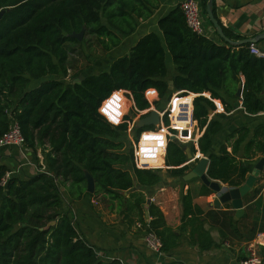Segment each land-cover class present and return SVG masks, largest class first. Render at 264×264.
Listing matches in <instances>:
<instances>
[{"label": "trees", "instance_id": "1", "mask_svg": "<svg viewBox=\"0 0 264 264\" xmlns=\"http://www.w3.org/2000/svg\"><path fill=\"white\" fill-rule=\"evenodd\" d=\"M205 3L202 0V8ZM155 7L156 0H0V139L16 122L26 149L40 151L44 168L24 180L12 177L6 188L0 187V264H102L74 229L61 190L75 199L87 197L85 172L94 180L95 193L112 196L135 185L159 184L161 170L138 169L134 164V145L126 138L128 115L120 124L111 123L117 122L114 114L120 112L113 108L129 106L115 92H125L139 112L150 108L149 92L159 101L168 99L172 91L183 97L198 95L193 101L192 130L173 133L182 139L201 135L197 146L209 160L207 176L213 181L241 187L250 172L247 163L264 154V125L252 132L237 128L217 154L211 153L226 117L216 114L209 119V111L216 110L214 102L225 112L233 109L217 92L223 90L238 100L240 75L243 112L246 116L264 112V59L252 55L248 47L219 45L193 34L179 9L158 22L175 65L171 85L166 81L165 49L154 33L140 38L108 71L85 75L81 84L72 81L80 73L70 79L83 45L94 43L103 53L114 50L135 31L137 20L150 17ZM82 28V41L69 37ZM229 81L232 89L227 87ZM207 93L210 99L203 96ZM146 131L154 127L136 129L135 143ZM159 136L149 139L163 141ZM146 143L147 139L140 140V147ZM153 145L159 146L157 141ZM164 162L172 177L182 178L189 170L184 147L174 141L167 144ZM6 172L0 166V180ZM138 201L144 204L143 198ZM181 204L184 230L197 221L189 192L181 196ZM155 233L162 238L161 251L174 246Z\"/></svg>", "mask_w": 264, "mask_h": 264}, {"label": "crops", "instance_id": "2", "mask_svg": "<svg viewBox=\"0 0 264 264\" xmlns=\"http://www.w3.org/2000/svg\"><path fill=\"white\" fill-rule=\"evenodd\" d=\"M183 1L185 0H156V7L150 17L138 19L135 31L123 37L121 44L113 50V61L126 55L140 38L154 33L159 36L165 49L166 81L171 85L175 76V65L158 22L171 12L180 10ZM196 1L202 10L203 36L216 44H226L217 37L207 19L202 0ZM213 11L225 36L228 33L230 38L226 37L233 42L253 40L264 33V0H213ZM253 41L257 42L251 45L264 52V38ZM249 46L250 44L235 47ZM238 79L237 92L242 91L244 77L240 75ZM227 87L232 89L231 81L227 83ZM237 92L235 95L238 100H232L223 90L217 92L233 109L225 112L219 103L214 102L216 110L212 111L209 119L216 114H223L226 118L222 120L223 131L216 137L211 148L213 154L219 152L220 147L225 144L226 136L237 128L248 127L252 132L256 126L264 125V112L253 116L245 115L240 102L241 93L238 97ZM181 96V92L172 91L169 98L163 101H159L152 94L149 99L150 102H159L157 106H152L153 109L164 112ZM197 96L188 94L185 97L193 103ZM203 96L210 99L208 93ZM130 103L131 108H134L133 102ZM150 136L152 135L144 134L142 139H149ZM200 136L193 135L188 141H176L184 147L185 153L188 149L191 154L185 164L189 166L188 172L199 159L207 158L199 152L197 146ZM157 141L159 146H154L156 154L141 155L134 163L138 169L162 171L161 181L156 186L139 188L135 185L133 189L121 192L119 196L115 192L112 196L105 192L95 193V190L84 199L72 198L62 189L64 210L72 216L73 227L80 238L93 248L102 264H240L249 255L250 245L256 236L264 232V165L251 190L242 198L243 212L237 215L230 202L216 205L219 194L205 186L200 179L186 182L183 177H172L166 173L170 169L164 162L167 142L164 137L163 141ZM162 145L163 150L157 151ZM151 149L153 150L152 147ZM227 151L231 152L230 148ZM241 156L242 152L238 153L237 158L241 159ZM261 159H264V154L257 155L253 161L247 163L250 169L247 176ZM0 166L12 172V177L24 180L41 172L42 156L40 151L35 154L28 149L20 151L15 147H3L0 148ZM219 183L225 190L230 188ZM187 192L192 197L197 221L183 230L181 196ZM139 198H143L144 204L139 203ZM149 232L155 235V232H159L166 243L174 246L166 251L151 250L144 241ZM256 253L264 258V247L257 246Z\"/></svg>", "mask_w": 264, "mask_h": 264}, {"label": "built area", "instance_id": "3", "mask_svg": "<svg viewBox=\"0 0 264 264\" xmlns=\"http://www.w3.org/2000/svg\"><path fill=\"white\" fill-rule=\"evenodd\" d=\"M180 11L182 12L184 16L187 28L193 34L197 36H203L204 29H203V20H202V10H201V6L199 2L196 0H185L180 4ZM249 52L257 58L264 59V52L259 51L256 47L252 45L249 46ZM114 94H120L123 98H126V100H129L130 102H132L131 98L125 97V92L123 91L115 92L113 93V95ZM151 94L154 95L156 99H158V97L153 92H149L147 94V99L150 103V107L152 106V103L153 104L157 103V102H150L149 96ZM101 107L99 109L100 113L109 121V117L105 116L104 113L101 112ZM152 110L158 112L155 109H152ZM152 110H150L149 108L148 110H146L147 111L146 114L150 113V111ZM192 111H193L192 101H187V97L181 96L175 100L174 105L171 108L167 109L164 112H158L160 115L159 126L154 127V131L143 132L140 135L138 142L134 145L135 161H136V158H139V156L141 155L156 154L154 150L151 149V146L148 148V150H145L140 147V140L144 134H150V135L159 134L160 136H163L165 138L167 144L169 141L176 142L178 140L180 141L190 140L193 136H191V138L189 139H182L179 136V134H176L173 132L179 133L183 130H192ZM136 112H139V111H136ZM125 116H127V114L125 113L122 115L114 114V117L115 119H117V122H114V121L113 122L110 121V122L113 124H120L122 123L123 118ZM165 122H167V124H165ZM154 141H157V140H154ZM157 144H159V141H157ZM167 144H166V147H167ZM3 147H15L19 149L20 151L26 149L25 140L21 134L20 127L16 122H12L10 124L8 132L0 139V148H3ZM150 150L152 152H150ZM43 171H44V168L41 170V172ZM12 175L13 173L9 171L5 173V175L0 180L1 188H6L9 180L12 178ZM144 241L146 243V246L153 251L158 252L162 248L161 240L153 232H149L148 234H146ZM257 246L264 247V232H261L256 236V239L250 245L249 255L245 259L241 260L240 264H264V258H262L260 255L256 253Z\"/></svg>", "mask_w": 264, "mask_h": 264}, {"label": "water", "instance_id": "4", "mask_svg": "<svg viewBox=\"0 0 264 264\" xmlns=\"http://www.w3.org/2000/svg\"><path fill=\"white\" fill-rule=\"evenodd\" d=\"M7 9L6 11H8ZM205 13L207 16V19L209 20L210 24L215 30V33L217 37L223 41L224 43L228 44L229 46H244L247 44H255L257 41L253 40H259L264 38V33L261 35H258L253 40H243V41H237L233 42L229 40L224 32L223 28L219 24L218 20L215 18L214 11H213V0H207L205 4ZM3 11L0 12V19L2 18ZM85 29L82 28V30L78 34H71L69 35L70 38L77 39L78 41L82 40L83 34ZM85 79V76H79V78L74 80L75 84H81V82ZM241 91L237 92V96H240ZM209 115H212V111H209ZM160 123V115L158 112L152 110L150 111L149 115L140 118L136 122V129H141L144 127H157ZM187 158H191V154L189 150H186ZM209 165L208 158H201L199 159L198 163L191 169L190 172L185 174L183 176V180L188 182L192 179H200V181L207 187H209L212 191L219 194V198L216 201V205H219L221 203L230 202L233 209L236 211L237 215H240L243 210V204H242V198L249 193L252 186L254 185L257 176L261 172L263 165H264V159H261L253 168L251 174L247 176L244 184L239 188H229L228 190H225L226 188H223L222 185H220L219 182L212 181L207 176V167ZM85 179H86V192L87 197L89 195H92L95 191V184L92 176L85 172ZM149 203V202H147Z\"/></svg>", "mask_w": 264, "mask_h": 264}, {"label": "rangeland", "instance_id": "5", "mask_svg": "<svg viewBox=\"0 0 264 264\" xmlns=\"http://www.w3.org/2000/svg\"><path fill=\"white\" fill-rule=\"evenodd\" d=\"M82 39H83V37H82ZM123 47L126 48L125 45H123ZM113 57H114L113 50L110 52L103 53L101 51V49L97 45H95L94 43H92V45L90 47L83 45L82 51L81 52L79 51V55L75 56L77 61L74 65V69L70 70V72H69L70 79L73 78L74 74H76V73H80V76H85V75H89L91 73L98 74V73H101L104 71H108L111 63L113 62ZM75 79H77V78H75ZM75 79H73L72 81H74ZM123 99L125 101H127V103H129V106L128 107H126V106L120 107L119 105H117L116 106L117 109L113 108V111L115 113V111L120 108L119 109L120 112L118 110V112H119L118 114H121L123 111L126 110L125 114H127L128 117L130 118V122L128 125V133L126 134V136H127L126 138H128L127 140H129L130 142H132L133 145H135L136 143L134 140V131L136 130V122H137V120L142 118L146 114L147 111L136 112L133 108H131L130 101L126 100V98H123ZM149 100H151V99H149ZM152 106L155 107V104L152 103ZM152 106L150 107V110L153 109ZM104 111H105V109H104ZM109 111H110V115H111L113 113V111L111 109ZM105 112L107 114H109L108 111H105ZM157 129H159V128H157ZM153 143H154L153 139H147V143L143 149L148 150V148L150 146L151 147L154 146Z\"/></svg>", "mask_w": 264, "mask_h": 264}]
</instances>
